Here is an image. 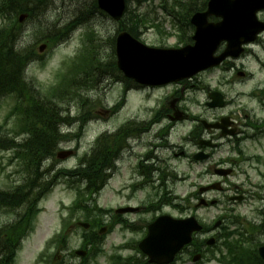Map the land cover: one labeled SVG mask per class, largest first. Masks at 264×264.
<instances>
[{
    "label": "rangeland",
    "instance_id": "1",
    "mask_svg": "<svg viewBox=\"0 0 264 264\" xmlns=\"http://www.w3.org/2000/svg\"><path fill=\"white\" fill-rule=\"evenodd\" d=\"M48 5L40 7L37 10L36 15L31 19L25 20L20 26L22 31V47H28L34 44L37 54H39V48L46 44L45 41H50L52 45L47 48L46 51L41 54V60H34L30 64L27 70V78L34 83L41 93H46L50 87L56 85L58 72L64 67V63L74 58L78 50L82 46V37H84L89 28L97 30L98 36L101 38V50L100 52L104 55L105 59L113 61L112 53L113 47L111 38L115 37L120 25L111 22L109 19L98 17V14H88L90 19L86 26L77 24L76 19L73 17L77 14V8L80 5L86 3L88 10L93 9L92 0H45ZM161 0H147L143 3L140 8L135 5L131 6L133 11L139 10L140 13L148 15L151 20H164L166 26L164 31L166 33L172 32L168 20L166 18V11L162 10L160 5ZM204 1V0H203ZM164 7L170 12L180 11L179 5L181 3L187 4L184 0H163ZM82 10V9H81ZM183 13L186 14L185 8ZM184 16V15H183ZM103 18V19H102ZM97 20L96 25L94 22ZM127 21V20H126ZM126 21L124 24H126ZM52 23L54 25L52 31L48 33L47 28ZM23 29V30H22ZM141 39L145 44L150 47L160 48L167 42L169 48H175L181 45L180 42L169 37L168 41H165L156 29H153L152 25L146 26L145 29L139 30ZM102 35V36H101ZM57 36L55 40H50ZM61 36V37H59ZM41 43V44H40ZM260 50V49H259ZM40 55V54H39ZM99 59L100 56L97 55ZM259 57L264 61V51L259 53ZM73 59L71 60L72 63ZM250 69L258 75L255 81L259 85L264 84V71L257 66V63H253L250 58ZM70 63V65H71ZM70 65H66V69L70 68ZM66 69L64 72H66ZM113 74V71L110 72ZM225 75V74H224ZM116 75L109 77L100 86L88 85L84 87L81 93L90 99V104H94L93 107H89V103L81 106L80 101L73 100L64 102V110L73 118H77L86 115L89 111L92 115L88 116V122L84 127L83 139L77 140L76 135L78 130L82 127L81 121H76L71 124L72 129L68 131L70 137L68 140L63 141L60 146L62 150H75L77 155L71 159L56 163L55 171L61 169H75L79 165L80 159L89 151H92L96 145V141L103 135L106 139L116 145L122 144L124 141L123 135L119 134L116 137H111L110 133L114 130L121 131L126 128V131L134 124H137V128L141 130V126L149 127L152 121L156 120V117L161 113L162 110L170 108L171 103H174L178 96H175V92L178 91L179 97L178 103L175 107H178L184 113L187 118L182 122H178L170 137L169 144L173 149L163 150L159 152V157L162 159L161 168L166 172H176L181 178V182L170 184L169 189L173 191L175 199L180 202L186 194L191 191L196 192L197 186L204 187L213 180L210 177H202L203 172L209 167V164L200 163L196 164L191 161H187L186 156L194 155L196 148L192 143L193 135L198 132L194 131V121L197 119L199 122L206 121L208 123L219 120L225 112L222 110L212 111L206 107L208 102V94L210 92H219L228 98L232 102L237 100V96L248 95L256 89V83H250L243 87V85L236 87H226L222 80V73L220 71L211 72L203 76H197L192 81H189L186 86H170L160 89H137L128 94H124L121 86V80H118ZM239 83V81H237ZM81 86H85L83 82ZM176 90V91H175ZM239 93V94H238ZM175 94V95H174ZM243 107L253 108L254 105L248 100V98H241L239 100ZM232 105L231 111L239 110V102H235ZM12 102L2 101L0 103V118L4 117L6 112L11 108ZM171 111V110H170ZM228 109L226 110L227 113ZM173 117L174 113H170ZM87 117V116H86ZM181 118H178L179 120ZM176 120V121H177ZM137 123H136V122ZM133 127H131L132 129ZM156 128V127H155ZM154 126L150 129H155ZM156 130L152 132L150 136L143 135L137 141H133L132 150L125 157V162L121 164L122 173L120 177H112L108 182V185L97 195L93 197V201L106 211H112L125 207L127 204L133 207H138L144 200L153 196L150 185H142V178L136 175L133 170L141 161L146 160V153L151 148V143L154 142V134ZM149 134V133H147ZM20 140H23L21 138ZM191 142V143H189ZM228 148H223L215 154V160L224 158L227 154ZM183 152L185 155H182ZM259 154V153H258ZM248 155H252L251 153ZM10 153H4L0 155V189L10 190L15 182H21V177L14 175V170L6 169V173L3 174L1 169L2 157L8 158ZM60 162V161H59ZM6 163V160L4 161ZM192 166V167H190ZM54 173V172H53ZM11 174V178L7 179L5 176ZM57 173H54V176ZM253 184L254 182L261 183L262 181L256 176V173H252ZM245 189L249 190V186H245ZM169 190V191H170ZM156 196V195H155ZM154 196V197H155ZM211 196H216L212 194ZM76 198V191L72 189L65 179L60 180L54 186V188L48 193V195L42 200L40 204L41 213L39 214L35 229L33 233L28 236L23 242L19 253L17 254L16 264H37L38 258L46 243L54 237L57 233L63 230L64 222L71 221H85L86 212L79 210L73 217L70 214L64 213V208L70 206ZM158 199H154L157 202ZM183 203V201H181ZM254 204V205H253ZM250 204L249 206L237 207L238 213L246 215L251 221L254 219V215L250 213L255 211L259 206L257 203ZM194 206V204H190ZM92 207V206H91ZM184 207H188V203L184 204ZM226 208V207H225ZM225 208H213L203 209L198 212L206 222H211L214 217L221 215ZM94 212H97L92 207ZM161 214H170L174 217H178L170 207H167L160 212L155 211H141L139 214L129 216V220L136 225L135 232L123 231L117 228L112 232L108 230L104 233L105 243L104 252L95 260L90 261L88 264H110V258L114 254H123L124 256L132 255L133 252L130 249L123 250V252L117 249L128 243L140 242L144 237L145 223H149L154 217ZM15 215H4V212L0 210V224L12 222L15 220ZM104 223L111 225V216H101ZM73 223H70L72 225ZM71 227V226H70ZM73 227V226H72ZM105 228V227H104ZM82 229L73 228L69 233V246L70 250L77 251L81 248V235ZM237 239H233L235 241ZM231 241V240H230ZM263 242V241H262ZM213 253V252H212ZM211 253V254H212ZM210 258V257H209ZM213 258V257H212ZM70 261V260H69ZM73 263L83 264L81 258H72ZM61 262V259H60ZM182 262H179L180 264ZM206 264H217L216 262L206 261Z\"/></svg>",
    "mask_w": 264,
    "mask_h": 264
},
{
    "label": "trees",
    "instance_id": "2",
    "mask_svg": "<svg viewBox=\"0 0 264 264\" xmlns=\"http://www.w3.org/2000/svg\"><path fill=\"white\" fill-rule=\"evenodd\" d=\"M92 2L93 9H83L87 15L93 14L97 10L96 0H92ZM132 2L140 4V2H146V0H127L128 4ZM45 5V0H7L3 5H0V18L4 21V24L0 25V101L10 97L16 102L15 108L8 113L4 122L0 121V152L14 151V159L19 162L25 173V179L21 186H18L12 192L0 191V208L14 211L20 216L18 223L0 229V264H12L21 240L34 230L35 220L40 212V199L50 188V183L47 182L46 177H38L37 175L43 161L54 157L59 141L64 138L60 136L59 130L60 124L65 122L62 117V111L54 114L50 111H41L38 114L30 113V116L25 114L28 108L38 105L42 99L36 94L34 89L22 88L24 87L22 85L24 69L29 63H26L25 58L20 54L26 51L34 53V50L21 47L22 49L16 54L14 49L15 47L20 48L19 44L23 36L21 37L20 34L18 41L15 38L12 39L13 36L11 37L18 31L20 33L21 26L17 20L18 15L29 14L31 19L36 15L37 10ZM184 8L188 15V7L184 5L182 10ZM179 10L181 11V9ZM182 12L180 14L183 16ZM129 13L131 15L128 17L127 14L126 24H124V21L120 24V27L126 28L131 34L135 35L140 27H146L148 17L146 15H136L132 12ZM187 15L183 17H187ZM140 24L141 26H139ZM157 29L160 30L159 27ZM5 55H11V58L4 60L3 57ZM84 60L83 56L78 57L74 66H82ZM96 67L97 65L93 61H87L84 69L92 77L95 75ZM110 67L114 69L112 65L104 68L108 69ZM99 70L97 68V73ZM102 70L104 69L101 67ZM63 79L64 82H61L59 86L60 90L71 89L72 84H75V81L71 78L63 77ZM72 91L71 89L58 92L55 95V101L43 100L48 103L63 102L66 98L64 94H70ZM21 136H26V139L18 142ZM16 141L17 143H15ZM111 155L112 153L108 148L105 155H103L104 159H99L98 156H95L88 164L84 165L83 162L79 169L72 172V177L75 178L78 184L83 182L86 185V190L91 194L99 191L104 183V179H102L103 172L113 165ZM80 199L81 201L75 208H81L79 205L83 202V198L80 197ZM27 210L32 213L29 216V229H27L26 220H23ZM92 215L97 216L96 212L92 213ZM91 239L94 241V250L100 240L96 235L92 236ZM57 245L59 250H65L68 246L67 240L61 238ZM257 260L259 258L255 249L245 250L243 253L236 254L234 264H259ZM58 264L63 263L59 262Z\"/></svg>",
    "mask_w": 264,
    "mask_h": 264
},
{
    "label": "flooded vegetation",
    "instance_id": "3",
    "mask_svg": "<svg viewBox=\"0 0 264 264\" xmlns=\"http://www.w3.org/2000/svg\"><path fill=\"white\" fill-rule=\"evenodd\" d=\"M258 17L262 23H264V11L258 14ZM261 49V50H259ZM256 50H258L256 52ZM264 51V33L257 39L255 43L249 45L245 48V51L241 54L238 60L228 59L222 68L223 83L225 80L227 82L224 84L226 87H236L243 85L246 86L250 83H256L257 76L253 70L250 69V58H253V63L257 62L258 67L264 71V61L259 57V53ZM225 74V75H224ZM239 81V83H237ZM263 89V90H261ZM256 92L250 93L248 95H243L247 97L251 103L256 106V108L243 107L240 104V96H237L235 100L239 102V110L231 111L232 105L237 107L235 102H232L230 98L225 96V107L222 111L225 114L217 121L212 124H220L221 120L225 121L228 125V132L234 133V137H228L224 139L223 143L219 142L221 132L216 130L204 131L201 137L211 140L216 146L210 152V161L214 158V154L220 148H228V152L225 157L214 163L213 167V178H217L219 182L223 185V198L221 200H226L229 205L225 211V215L220 219L217 218L219 229H214L213 227L208 228L205 232L198 236L196 244L202 247V252L195 253L196 249L191 248L186 250L183 255L186 259L193 260L196 254H205L209 252L208 244L210 240L213 241V245L222 242V245L229 237L228 224L231 220L241 219V216L237 212V207L240 204H246L249 202L251 197L259 198V202L264 203V84L259 85L256 83ZM239 94V93H238ZM228 109L227 113L226 110ZM217 111V110H216ZM219 111V110H218ZM184 116V115H183ZM186 117V116H185ZM184 118V117H183ZM148 128H146V136H150L154 130V142L151 143L150 150L146 153V167L143 168V176L146 184H159L163 186L165 183L163 179L166 177L176 175L173 172L169 176L161 168L162 159L159 157V152L161 149H165L167 146L165 144L158 145L156 139L162 138V135H171L175 125L179 122L175 120L170 113H160L155 121H152ZM195 122L198 123L196 119ZM154 126L155 129L150 130ZM115 133H122L124 143L127 142V138L131 135L128 130L116 131ZM149 133V134H147ZM196 136H193L192 141L197 146L198 141L195 142ZM252 155H248V154ZM259 153V154H258ZM244 167V169H243ZM218 169H224L230 172L225 178H218ZM252 173H256V176L262 181L254 182ZM244 186H249L250 190H245ZM255 186V187H254ZM258 189V193H254V189ZM221 201L218 200L217 203ZM146 209V207L144 208ZM261 210L264 209V204H262ZM259 220V228L264 226V210L256 216ZM214 226V225H213ZM232 231V229H231ZM225 233V234H223ZM234 237L235 235H231ZM211 238L209 241L208 239ZM204 242V244H203Z\"/></svg>",
    "mask_w": 264,
    "mask_h": 264
},
{
    "label": "water",
    "instance_id": "4",
    "mask_svg": "<svg viewBox=\"0 0 264 264\" xmlns=\"http://www.w3.org/2000/svg\"><path fill=\"white\" fill-rule=\"evenodd\" d=\"M100 9L119 21L125 11V0H98ZM245 1L212 0L207 14L197 15L193 24L198 28L196 45L182 50L151 49L138 42L127 33L119 35L117 40L118 68L124 75L142 85H160L188 79L226 58H214V52L223 40L230 44L238 43V31ZM209 15L223 18L218 25H207ZM240 32V31H239ZM212 107L221 106L220 95L214 94ZM71 153L59 155L65 159ZM215 187L213 186L212 189ZM87 228V226H85ZM201 230L194 219L176 221L162 217L149 226V235L141 243V250L150 257L153 264H169L175 255L191 241V235ZM264 260V247L260 249Z\"/></svg>",
    "mask_w": 264,
    "mask_h": 264
},
{
    "label": "bare ground",
    "instance_id": "5",
    "mask_svg": "<svg viewBox=\"0 0 264 264\" xmlns=\"http://www.w3.org/2000/svg\"><path fill=\"white\" fill-rule=\"evenodd\" d=\"M163 0L160 1V5L161 6H165L163 5L164 2H162ZM187 2V7H188V15L189 14H207L208 10H207V6L205 4H203V0H184ZM209 3V1H206ZM90 4L86 3L84 5H80L77 8V14L73 17L76 19L77 24H88V20L90 19L89 15L86 14L85 10H83L84 8L88 7V5ZM165 4V3H164ZM46 5H48L47 1H46ZM82 9V10H81ZM95 15V14H94ZM131 13H128V17H130ZM127 16H126V20H127ZM141 26V24L139 25ZM54 25L52 23H50V25L47 28L48 33H50L53 29ZM23 30V29H22ZM20 34L22 37V31L20 29V33L19 31L13 35H11L12 39L15 38V40H19L20 38ZM140 34V33H139ZM23 38V37H22ZM20 48L15 47L14 52L17 54L19 53V51L22 49V44L20 43ZM21 56H23L25 58V62L26 63H30L33 60L36 59V54L35 53H31V52H22L20 54ZM11 58V55H5L3 57L4 60H7ZM113 71V74L110 73ZM117 73V69L114 67H110L108 69L99 71L98 73L96 72L95 75H93L90 79L92 81V83L94 84L93 86H100L105 80H107L109 77L114 76ZM23 82L22 85L24 87L22 88H29L31 90L34 89L33 84L31 83V81L27 78V75L25 74V69H24V75H23ZM39 103V100H38ZM65 110V106L63 104H59V102H45L43 100V98L41 99L40 103L36 106L30 107L27 109L26 111V115L30 116V113H36L38 114L41 111H50L51 113H59L61 111ZM63 114V113H62ZM65 119V122L60 124L59 130H60V136H63L65 133H67L68 131H71L72 127L71 124H73L76 121H80L79 117L77 118H73L70 115H63L62 116ZM87 124V122L83 123V126L78 130L77 135L78 137H83L84 136V127ZM131 127H133L131 129ZM128 129V132L130 134H132L134 136V141L139 140V138L143 135L146 134V126H141V130H139L137 128V125L131 126ZM17 143V141L15 142ZM111 146H113L116 151L111 155V161H112V166L110 168L107 169V171L103 172V177L102 179H106L109 176H111V174L117 169V165L120 161L124 160L125 157L127 156L128 153H130L131 151V145L130 143H124V141L122 142V144L120 145H116L112 142H107L103 145H98V147H96L95 149H93L92 151H89L86 155V158L84 160V165L88 164L89 162H91L95 156H98L99 159H104L105 157H103V155H105L106 151L108 148H110ZM55 162L52 160H44L43 164L41 166V169L38 172V177H43L49 174H52L53 172H58L59 170L55 171ZM108 167V166H106ZM145 167H146V160H145ZM181 181V178L179 176L173 175L169 177H166L165 179H163V182L168 185L170 187V184H175ZM70 260V256L69 255H65L61 258V263L63 264H67Z\"/></svg>",
    "mask_w": 264,
    "mask_h": 264
}]
</instances>
